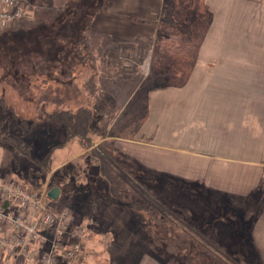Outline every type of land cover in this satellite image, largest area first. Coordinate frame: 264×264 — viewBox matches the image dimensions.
<instances>
[{"label": "rangeland", "instance_id": "rangeland-1", "mask_svg": "<svg viewBox=\"0 0 264 264\" xmlns=\"http://www.w3.org/2000/svg\"><path fill=\"white\" fill-rule=\"evenodd\" d=\"M43 1L49 4V0ZM61 1L54 4L60 5ZM86 1L82 3L85 8L79 2V8L66 6L63 10H52L40 6L38 0L31 1L33 16L28 17L30 4L26 0V17L0 25V175L37 188H42L49 180L48 188H57L58 195L47 194V205L69 209L77 218L90 214L93 209L91 217H98L100 213L111 221L110 232L115 235V243L123 245V250L104 251L99 256L113 262L124 255L129 245L124 224L127 217H131L118 207L97 166L89 158V152H83L78 137L72 136L66 141L65 127L48 122L47 116L66 110L75 115L82 109H92L96 115L87 130L91 138L104 132L111 115L125 106L118 123L112 126V133L120 134L121 124L137 121L144 115L146 90L177 82L179 75L183 78L184 71L151 62L156 41L167 36L163 24L154 27L153 44L144 37L121 45L109 41L106 33L96 34L92 28L96 16L90 12L93 2ZM191 10L194 11L191 18H195L198 10L192 6ZM160 22L167 23L166 29L180 33V39H185L189 32L187 20L178 13L172 15L165 5ZM114 46L117 47L114 49ZM252 55L256 56L257 50L252 49ZM93 81L94 85H100L99 91L90 89ZM136 108L139 112L131 117ZM98 116L101 119L96 122L94 119ZM76 128L70 132H78ZM139 182L160 193L161 203L168 209L162 213L163 218L176 223L171 224L174 228L170 230L169 241L165 236L154 244L155 250L159 247L162 250V245L170 242L163 247L171 254L170 264H197L196 251L206 254L203 264H264L247 239L249 220L257 218L264 204L260 187L243 211L244 224L236 226L235 213L222 215L216 203L210 200L206 204L204 200L198 203L192 195L197 191L195 187H189L194 192L186 196L175 183L154 187ZM263 184L264 181L259 185ZM186 236L193 240L195 248ZM227 244L233 256L227 253L224 247Z\"/></svg>", "mask_w": 264, "mask_h": 264}, {"label": "crops", "instance_id": "crops-1", "mask_svg": "<svg viewBox=\"0 0 264 264\" xmlns=\"http://www.w3.org/2000/svg\"><path fill=\"white\" fill-rule=\"evenodd\" d=\"M31 1L36 0H29L28 17L33 16ZM38 1L40 6L52 10H63L66 6L85 8L82 3L87 2L62 0L58 5L54 3L60 0H46L49 4ZM91 2L90 12L96 16L92 28L96 34L106 33L109 41L121 45L144 37L154 43V27L161 21L164 0ZM204 2L211 13V22L187 83L179 88L146 90L143 119L134 136L128 130L132 120L120 125V134L112 133L113 124L118 123L126 109L123 106L111 115L104 132L89 140L91 147L110 141L116 154L129 160V175L147 185L175 183L186 196L194 192L189 187H195L197 191L192 195L198 203L210 200L222 215L235 213L238 226L244 224L243 211L264 181V0ZM252 49L257 50L256 56L252 55ZM139 110L136 108L130 116L136 117L133 115ZM100 119L98 116L94 120ZM88 151L83 150L86 154ZM116 202L131 217L124 224L129 239L124 255L113 262L99 256L104 251L123 250V245L115 243L111 221L100 213L91 217L93 209H90V214H81L79 218L76 214L78 220L89 218L92 226L78 258L67 264H170L171 254L164 249L170 242L162 245V250L160 244L155 250L154 244L165 236L166 240L171 239L170 230L174 228L171 224L176 223L160 215L138 219ZM249 222L248 243L263 262L264 204L257 218ZM228 225L233 228L231 223ZM187 240L195 248L193 240L188 237ZM224 247L233 256L230 245ZM194 253L197 264H203L206 254Z\"/></svg>", "mask_w": 264, "mask_h": 264}, {"label": "trees", "instance_id": "trees-1", "mask_svg": "<svg viewBox=\"0 0 264 264\" xmlns=\"http://www.w3.org/2000/svg\"><path fill=\"white\" fill-rule=\"evenodd\" d=\"M164 5L172 15L178 13L180 17L182 16L183 19L187 20L185 24L189 23L190 28L186 37L183 36L185 39H180L179 37H182L180 33L166 29V21L160 22L159 24H163L167 36L156 41L151 62L152 64L156 63L159 67L168 65V67L175 69L179 68V72L184 71L182 79L179 75L177 77L179 81L176 82L175 80L167 84V86L182 87L187 83L193 69L200 45L211 22V13L204 0H164ZM191 6L198 10L195 18L190 16V14H194ZM92 88L98 90V85H94V81L90 89ZM95 115L92 109H82L75 115L66 110L55 114L53 117L49 114L47 117H49L48 122L51 120L50 123L56 125L59 123L61 127H65L67 130L65 133L66 141L76 136L81 141L83 150L89 149L88 156L97 166L101 179L106 182L116 200L123 204L136 218L145 219L148 217L152 219L158 215L162 216V213L168 209L162 205L160 193L153 192L152 188L146 187L129 175L126 166L129 160L120 158L109 142L104 141L95 147H91L87 130ZM141 118L129 124L128 130L131 131V136H134L136 129L141 124ZM17 127L21 129L20 126L17 125ZM73 128L78 129V132H70L74 130ZM53 187L48 188L47 186L48 191ZM260 192L261 195L264 194V184L260 185Z\"/></svg>", "mask_w": 264, "mask_h": 264}, {"label": "built area", "instance_id": "built-area-1", "mask_svg": "<svg viewBox=\"0 0 264 264\" xmlns=\"http://www.w3.org/2000/svg\"><path fill=\"white\" fill-rule=\"evenodd\" d=\"M26 0H0V25L26 17ZM37 188L0 175V264H67L82 249L92 221L45 202Z\"/></svg>", "mask_w": 264, "mask_h": 264}, {"label": "water", "instance_id": "water-1", "mask_svg": "<svg viewBox=\"0 0 264 264\" xmlns=\"http://www.w3.org/2000/svg\"><path fill=\"white\" fill-rule=\"evenodd\" d=\"M51 197H55L58 195V189L53 187L52 189L49 190V193H48Z\"/></svg>", "mask_w": 264, "mask_h": 264}]
</instances>
